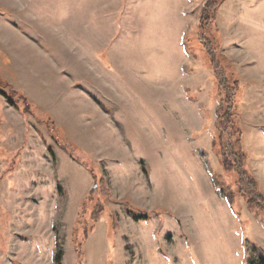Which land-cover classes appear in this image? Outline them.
<instances>
[{
  "label": "rangeland",
  "instance_id": "1",
  "mask_svg": "<svg viewBox=\"0 0 264 264\" xmlns=\"http://www.w3.org/2000/svg\"><path fill=\"white\" fill-rule=\"evenodd\" d=\"M207 3L0 0V77L30 104L0 94V264L257 263L264 214L218 151L241 135L264 198V0H214L201 32Z\"/></svg>",
  "mask_w": 264,
  "mask_h": 264
},
{
  "label": "trees",
  "instance_id": "2",
  "mask_svg": "<svg viewBox=\"0 0 264 264\" xmlns=\"http://www.w3.org/2000/svg\"><path fill=\"white\" fill-rule=\"evenodd\" d=\"M211 2V3H210ZM217 3V2H216ZM214 0H208V3L206 5V8L201 12L202 13V21L200 24L201 32H204L206 28H208L209 25H212L214 20L213 18L208 16L207 10H211L213 7L215 8ZM203 34V33H201ZM205 38V37H203ZM206 39V38H205ZM207 40V39H206ZM211 56L210 61L211 64L214 66V72L216 75V79H220V94H218L220 100H219V107L222 109L224 108V111L218 115V123L221 122L225 128H228V130H235V128L232 127V124L230 122L231 115L233 114L235 110V96L237 92V85L234 84H226L224 83L223 79L226 78L223 69H219L214 63L215 58ZM238 85V89H239ZM242 90V88H240ZM0 94L7 98V101H9L10 104H12L21 114L26 115L29 110L30 104L25 100L26 98H23L22 94L18 92H11L10 87L8 86V83L3 80L0 77ZM38 122L40 123L41 117L44 116H38ZM44 125V124H43ZM46 127V124L44 125ZM48 132H52L48 127H46ZM235 132V131H234ZM54 134V137L56 138V141L58 144L64 143L63 140H61V137L58 135V133H52ZM238 135V133H237ZM240 138L241 135L238 137V142H239V148L234 147V145L231 144H226L224 145L219 151V161L222 167V177H224L223 184L225 186H222V190L226 189V187H230L231 191H234L235 193H241L244 198L246 199V204L247 207L251 210H257L259 212H262L264 214V198L262 194L259 192L258 187L256 186L255 182L249 175L246 173L244 169V158L246 157L244 152L240 148ZM63 146V145H62ZM64 151H67V149H63ZM80 164L85 163L81 160H79ZM86 169L89 171L90 168L88 167V163L85 164ZM233 177L234 182L232 185L227 184L229 182V178ZM222 182V181H221ZM234 188H233V187ZM238 190V191H237ZM225 191V190H224ZM233 197L227 194L226 200L232 210L234 211V215L237 221L239 223H242L241 221V215L237 209L235 200L232 199ZM98 207L97 206L96 212L97 214H101L103 211H99L98 213ZM125 209L128 211V214L132 217L134 222H140V221H147L148 220V215L140 212V211H135L130 208L127 204H124ZM137 213L138 215L134 214ZM99 216V215H98ZM97 219V216L95 217ZM108 219V216H106ZM254 251L256 254V257L258 259L256 264H264V251H262L259 247L255 246ZM79 254V253H78ZM56 264H59L60 262V255H57L55 258Z\"/></svg>",
  "mask_w": 264,
  "mask_h": 264
}]
</instances>
